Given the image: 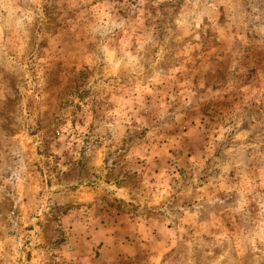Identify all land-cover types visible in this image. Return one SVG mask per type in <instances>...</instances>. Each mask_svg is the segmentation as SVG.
<instances>
[{
	"label": "rangeland",
	"instance_id": "1",
	"mask_svg": "<svg viewBox=\"0 0 264 264\" xmlns=\"http://www.w3.org/2000/svg\"><path fill=\"white\" fill-rule=\"evenodd\" d=\"M0 264H264V0H0Z\"/></svg>",
	"mask_w": 264,
	"mask_h": 264
}]
</instances>
